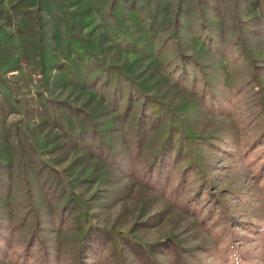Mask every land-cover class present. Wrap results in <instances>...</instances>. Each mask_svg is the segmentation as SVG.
Listing matches in <instances>:
<instances>
[{
	"label": "rangeland",
	"instance_id": "rangeland-1",
	"mask_svg": "<svg viewBox=\"0 0 264 264\" xmlns=\"http://www.w3.org/2000/svg\"><path fill=\"white\" fill-rule=\"evenodd\" d=\"M0 264H264V0H0Z\"/></svg>",
	"mask_w": 264,
	"mask_h": 264
},
{
	"label": "trees",
	"instance_id": "trees-1",
	"mask_svg": "<svg viewBox=\"0 0 264 264\" xmlns=\"http://www.w3.org/2000/svg\"><path fill=\"white\" fill-rule=\"evenodd\" d=\"M57 49L58 48H56V51L58 53H61L62 52V49H60V48L58 50ZM59 73H60L59 67H57V66L54 65L52 67H49L48 69H45L44 75H46V78H52V79H54L56 81V84L57 83L60 84V83H62V80L59 77ZM64 86H68V82H64ZM47 92H49V90H47ZM47 92H45V93L39 92L38 95H40V97H41L39 99V101H43L44 98H49V95L47 96ZM58 104H60V103H58Z\"/></svg>",
	"mask_w": 264,
	"mask_h": 264
}]
</instances>
